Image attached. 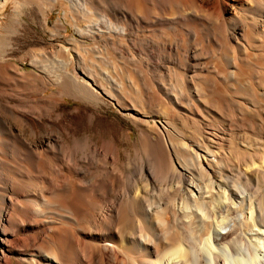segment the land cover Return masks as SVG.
<instances>
[{"label": "bare ground", "instance_id": "6f19581e", "mask_svg": "<svg viewBox=\"0 0 264 264\" xmlns=\"http://www.w3.org/2000/svg\"><path fill=\"white\" fill-rule=\"evenodd\" d=\"M121 1L102 0L103 23L115 30L102 36L134 35L132 66L150 80L145 92L164 98L163 108L128 100L124 85L88 69L82 56L76 75L62 62L69 73L60 77L37 66L34 54L29 72L0 53V264H264V147L230 146L225 134L236 126L230 110L245 123L264 97V0ZM56 26L67 31L62 21ZM76 27L87 38L84 27L95 25ZM164 30L172 38L159 45ZM118 40L111 45L121 50ZM159 46L171 68L154 66ZM125 68L115 76L124 78ZM66 85L76 102L94 108L110 97L150 138L163 166L132 160L126 145L102 149V141L77 137L74 127L93 126L96 115L62 107ZM193 111L222 121L221 132L206 137L208 149L176 139L174 123ZM62 120L70 122L65 134H38L39 124ZM258 122L251 133L264 138Z\"/></svg>", "mask_w": 264, "mask_h": 264}, {"label": "rangeland", "instance_id": "374dc122", "mask_svg": "<svg viewBox=\"0 0 264 264\" xmlns=\"http://www.w3.org/2000/svg\"><path fill=\"white\" fill-rule=\"evenodd\" d=\"M89 1L90 4L85 0H72L73 8L66 12L62 6H70L68 0H0V53L6 56V60L9 62L10 66L21 69V71L24 69L29 72L34 71V69L31 68L32 66H30L32 60L31 55L34 54L35 59L37 60V66L40 65V67H43H41L42 69L46 70L57 69L53 76L59 75L60 77L64 76V73L68 71L61 69L62 62H71V72L76 75L73 70H75L78 64V56H82L79 57V59H83L81 61L86 64L88 69L97 72L101 76L102 73L109 74L121 85H124L125 96L128 100H134L138 103L141 100L139 104L146 108L151 105L154 110H157L160 107L163 108L164 98L157 94L156 96L155 94L152 95V93L145 92L143 87L145 86V83L149 86L150 80L146 77H142L144 80L139 77L132 66L135 52L134 35L129 34L130 36L127 37H118L111 33L109 36H102L103 33H106L107 35L109 32H115V30L113 28H108L103 23L102 0ZM120 1L121 0H116V3L122 5L123 2ZM61 21L67 28V31H61L60 28L56 26V24ZM76 24L85 26L95 25V27L94 29L84 27L83 33L88 36L85 35L87 38H81L77 33L78 30ZM165 32L166 30H164L163 34H159L155 38L156 41L160 43L159 45H161L164 38H172V35L167 33L168 31ZM89 34L93 37L88 38L90 37ZM167 34L169 36H167ZM111 37L112 39L110 40L109 38ZM117 37L121 40V50L118 48L113 49L111 45L113 41H119ZM73 39H76L77 41L74 42ZM68 52H70V56L68 55ZM153 53L156 58L153 62L154 66L160 64L162 66L165 65V68L172 67L166 62V54L162 51L160 46L158 49L153 50ZM184 56V53H182L183 60L185 59ZM123 67L129 69H127V77H116L114 71L118 74L119 69H123ZM81 77L83 76L80 75V78ZM176 78L178 82H180L181 76L179 74ZM101 80L102 77L99 78L100 82ZM135 86H137V88H135ZM54 91H56V89L52 87L44 92L42 96L45 95V97H50ZM11 93H13V91H11ZM63 93L65 94V104L62 107L67 108L68 111L80 108L87 111L89 114L96 115V121L93 126L89 125L88 121L85 120L80 126L74 127L76 130L74 132L78 135L77 137L102 141V149L105 148L104 144L106 142L114 143L122 149L125 148L126 145L129 149V154L132 160L135 159L136 161H139L141 157L145 156L155 168L163 166L164 157L151 144L150 138L146 134L141 133L130 120L124 117V114L110 97L104 95L102 97V106L100 108H94L84 102H76V100L73 99V89L70 85H66L63 88ZM24 100L30 102L32 97H28ZM214 100V103L217 102L218 106L220 103L222 104V98L219 96H214ZM154 101L156 102L157 107L155 106L156 104ZM256 101L258 106L251 108L252 113L249 116L245 115V118H243L245 119V123L244 121L236 120L237 114L234 109L228 112L229 116H232L231 118L234 120H232V122L236 123V126L233 127V133L229 132L227 129L225 131L227 132L225 134L227 135L230 146L234 142V144L236 143L235 145H238L241 148L245 146V148H247L249 146L253 150H260L264 147V138L255 136L254 133H251L256 130V125L260 126L258 120L264 121V97L257 96ZM39 106L46 110L52 107V105L44 103H41ZM194 112L195 111H193L192 115H187L186 118H182L181 122L174 123L173 127L178 136H176V139H179L180 141L194 139L197 144L200 143L199 145L208 149L209 145L208 142H206V137L209 138L210 136L218 135V132H221L222 121L219 116L215 114L210 113L209 117H207L202 113L201 116H198L196 112ZM68 126H70L68 120H62L59 123H56V125L54 124L53 127H47L44 123H41L38 127V134L45 135L49 132H55V135H62L66 133L65 130L67 131ZM128 133L131 134L132 142H127L126 138L129 135ZM1 137L2 136H0V138ZM160 158L163 161H161ZM105 177L106 180H109L112 176H109V178L108 176Z\"/></svg>", "mask_w": 264, "mask_h": 264}]
</instances>
